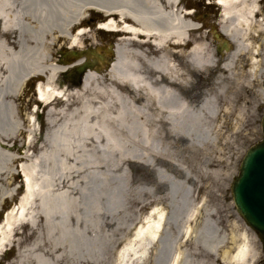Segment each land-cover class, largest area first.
<instances>
[{
	"label": "bare ground",
	"instance_id": "obj_1",
	"mask_svg": "<svg viewBox=\"0 0 264 264\" xmlns=\"http://www.w3.org/2000/svg\"><path fill=\"white\" fill-rule=\"evenodd\" d=\"M118 2L119 6H86L82 0H42L32 12L9 18L2 5L11 2L0 0V205L8 198L4 188L13 187L24 172V209H31L37 197L34 209H66L65 192L57 189L50 194L55 186L63 191L74 178L82 177L84 182L120 178L134 161L154 168L155 186L166 188L169 203L168 209H150L144 216L133 238L117 251L121 264H150L154 247L153 264H255V234L250 240L248 232H239L237 221L227 234L220 227L219 209H213L207 198L199 203L194 199L199 179L221 178L219 165L206 155L195 172L186 165L198 162L197 152L179 162L165 156L164 148L172 149L174 156L181 152L180 143L186 142V148L215 147L222 116L259 113L264 105V0H216L222 31L234 45L222 63L206 42L194 40L192 49L184 52L200 27L190 20L191 14L180 10L179 0ZM87 8L133 21L121 28L110 19L100 26L129 35L125 38L129 63L117 48L109 72L90 70L79 89L65 90L58 77L71 66H64L54 50L63 40L74 49L81 46L87 30L79 25L87 18ZM141 36L148 44L138 39ZM213 70H219L214 86L200 102L196 96L194 100L193 80L208 78ZM41 77L46 79L37 88L45 103L44 134L37 126L43 115L22 112L38 100L33 97L23 103L26 86ZM25 133L26 152L18 144ZM37 145L39 152L28 155ZM157 158L163 169L154 167ZM179 187L184 194H179ZM157 202L164 205L161 198ZM97 207L91 209L94 225L114 244L111 228L118 226L113 209ZM81 210L85 216L88 209ZM15 211L16 207L0 225V255L12 246L10 233L13 236L15 229L5 235L4 226Z\"/></svg>",
	"mask_w": 264,
	"mask_h": 264
},
{
	"label": "rangeland",
	"instance_id": "obj_2",
	"mask_svg": "<svg viewBox=\"0 0 264 264\" xmlns=\"http://www.w3.org/2000/svg\"><path fill=\"white\" fill-rule=\"evenodd\" d=\"M42 0H10V5H2V9L9 18L15 15L26 14L32 12L33 5ZM86 6L90 4H101L110 6H119V0H82ZM216 0H210V7L203 4V0H196L198 3V24L204 20L205 27L200 28L194 37L196 42H206L211 46V50L215 53L216 58L222 62L226 60L230 53H225L224 56L219 57L214 47V39L212 34L203 32V29L208 28L213 31L214 26L217 29L214 21H221L220 9L215 4ZM206 7V8H205ZM261 9L264 12V2H261ZM87 18L82 25L86 28V35L82 37V48L101 47L106 52L116 44L119 52L121 51L125 62L129 63V35L108 34L102 33L98 30L96 22L98 18L106 20L108 17L104 14L92 9H86ZM204 14H207L205 17ZM116 17V16H115ZM118 18V17H117ZM129 23V20H127ZM88 23H90L88 25ZM206 26H209L206 28ZM1 27V22H0ZM1 30V29H0ZM70 45L68 40H63L60 46H56L54 54L58 55V60H64V66L72 63V58L69 60L63 59L61 56L62 48L65 49ZM234 48V46H231ZM132 48H141L133 45ZM110 62H113L114 52L108 53ZM62 57V58H61ZM113 60V61H112ZM129 71V65H127ZM219 70H213L210 77L201 76L193 80L191 91L194 95V100L200 102L205 92L210 90L215 83ZM106 76V75H103ZM45 80L44 78H40ZM59 86L62 89L67 87L79 89L78 86L67 84L63 76L58 77ZM26 86L25 94L23 95V103L35 98V81ZM192 95V96H193ZM251 96V95H250ZM249 96V97H250ZM36 99V98H35ZM34 102L28 109L23 108L22 112L30 114L33 111ZM43 115L42 121H38L39 133L46 132V117L45 109L40 107L39 112ZM264 114V105L260 107V111L256 115L250 114L244 118L239 116H222L220 118L221 133L218 141L212 145H207L206 150L202 147L186 148V142L180 143L178 146L181 152L172 154V149L164 148V154L167 157H172L181 162L184 158H189L193 153H198V162L194 164L188 163L193 171L198 172L201 160L208 155L210 160L215 161L222 170V176L219 179L211 178L199 179L194 188V199L199 203L207 198L213 209H219V216L221 218V228L227 233L231 234L232 224L238 222L240 225L239 232H248L250 240H252V233L255 234L245 223L243 218L237 213L233 202V195L231 190V183L234 178L238 177L240 172L241 162L247 151L260 143L263 140L262 116ZM239 122V123H237ZM45 124V125H44ZM37 127V128H38ZM219 133V132H218ZM28 134L21 136L19 145L22 146V151L26 152V140ZM39 146L32 147L28 151V155L33 156L39 152ZM213 147V148H212ZM185 149V150H183ZM205 151V152H203ZM203 152V153H201ZM129 155H133L132 151ZM204 156V157H203ZM27 163V166L30 165ZM18 166L22 170L23 163ZM160 159H156L155 168L161 167ZM194 166V167H193ZM128 174L120 178H90L88 182H84L83 178H74L65 183L64 190L54 187L50 194L59 189V192L66 193L68 205L66 209H34L36 199L33 200L31 209H24L22 199L25 196L24 177L18 178L15 185L11 188L5 187L7 193L6 203L0 205V223L5 219L8 213L15 209L16 211L11 215L9 223L4 226L5 235L15 229L12 236V248L7 253L0 255V264H121L117 259V251L124 245L129 243L133 238L137 228L142 225L144 216L150 209L158 208L168 209V196L165 189H158L154 181V168L148 169L141 163L129 161ZM163 169V168H162ZM153 173V174H152ZM24 174V172H23ZM175 186L178 184L176 177L172 178ZM151 189V190H150ZM179 194H184L182 187H179ZM147 190H150L148 195ZM56 193V194H58ZM52 197V196H51ZM53 198V197H52ZM161 198L164 205L157 201ZM40 199V198H39ZM113 209V219L118 228L113 226L111 228V235L113 240H117L112 244L111 237L105 233H101L94 225V214L91 209ZM52 208V207H51ZM81 209H88L85 216ZM150 212V211H149ZM128 214L127 216L125 214ZM50 218V220H47ZM29 221L34 226L29 224ZM248 229V230H246ZM256 236V235H255ZM257 238V236H256ZM254 246L257 249L258 259L255 264H264V250L262 243L255 240ZM188 244L186 248H190ZM156 247L151 254L150 264H153L155 259ZM125 264V263H124ZM129 264V262H128Z\"/></svg>",
	"mask_w": 264,
	"mask_h": 264
},
{
	"label": "water",
	"instance_id": "obj_3",
	"mask_svg": "<svg viewBox=\"0 0 264 264\" xmlns=\"http://www.w3.org/2000/svg\"><path fill=\"white\" fill-rule=\"evenodd\" d=\"M214 37L221 42L219 52L230 50L228 42L222 40L219 33L215 32ZM76 72L83 81L87 73L85 66L77 68ZM232 191L239 214L264 246V140L246 154L240 176L232 183Z\"/></svg>",
	"mask_w": 264,
	"mask_h": 264
},
{
	"label": "flooded vegetation",
	"instance_id": "obj_4",
	"mask_svg": "<svg viewBox=\"0 0 264 264\" xmlns=\"http://www.w3.org/2000/svg\"><path fill=\"white\" fill-rule=\"evenodd\" d=\"M183 8L184 9H196L198 8V3L196 2V0H184V5H183ZM206 8V7H205ZM197 11L195 13V15H193L194 19L196 20L197 19ZM205 17H207V14H204ZM185 51H187V47L184 49ZM91 66L94 68V69H97L99 70L100 67H101V63H95V62H92L91 63Z\"/></svg>",
	"mask_w": 264,
	"mask_h": 264
}]
</instances>
